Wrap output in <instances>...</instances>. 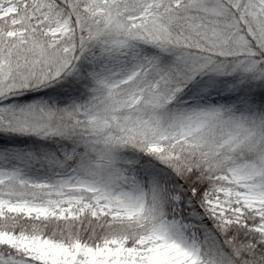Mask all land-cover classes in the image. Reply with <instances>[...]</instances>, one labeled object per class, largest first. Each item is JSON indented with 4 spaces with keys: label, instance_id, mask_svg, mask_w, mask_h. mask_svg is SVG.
Instances as JSON below:
<instances>
[{
    "label": "snow or ice",
    "instance_id": "1",
    "mask_svg": "<svg viewBox=\"0 0 264 264\" xmlns=\"http://www.w3.org/2000/svg\"><path fill=\"white\" fill-rule=\"evenodd\" d=\"M0 264H264V0H0Z\"/></svg>",
    "mask_w": 264,
    "mask_h": 264
}]
</instances>
